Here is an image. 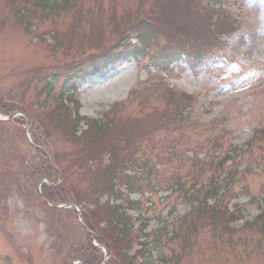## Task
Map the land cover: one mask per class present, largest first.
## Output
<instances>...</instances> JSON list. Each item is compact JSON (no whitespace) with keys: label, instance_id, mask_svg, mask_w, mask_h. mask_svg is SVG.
<instances>
[{"label":"rangeland","instance_id":"374dc122","mask_svg":"<svg viewBox=\"0 0 264 264\" xmlns=\"http://www.w3.org/2000/svg\"><path fill=\"white\" fill-rule=\"evenodd\" d=\"M247 1L244 0L240 8L246 7ZM153 2L154 0H82L69 11L75 10L81 17L89 12L88 17L85 16L89 27L92 22H95L91 21L92 16L100 13L108 25L101 41L107 43L110 41L109 38L114 36V32L124 31L126 29L124 26L130 25L133 22L132 19ZM114 14L116 19L113 20L111 16ZM236 14H238L237 11ZM242 15V13L239 14V18ZM61 17L62 26L67 30L74 14L73 12L61 13ZM110 21L114 24L116 31L112 29ZM88 26L84 25V28L87 30ZM258 26L260 40L264 37V10L258 18ZM239 27L244 28L242 32L246 31L242 20ZM45 30L44 23L31 22L30 33H25L22 28L12 24H4L0 32V96L5 107H13L22 99L26 105L31 102L32 90L27 88L24 91L16 85L22 81H32V77H29L32 72L37 73L34 79L41 80L45 74L54 72L56 60L57 68L61 69L69 64L71 59L78 61L90 53H96L100 45L98 43L96 48L87 50L83 56L72 51L63 61L60 60L62 56L57 54L54 61L46 54L45 48L38 45L40 41L37 38L45 34ZM42 37L46 44L54 43L51 36L43 35ZM245 37L244 33L243 35L236 33L221 39L228 45L226 53H223L224 57L212 67L204 64V69L202 68L198 74L195 73L198 76L190 72L185 65L172 72L170 78H168L169 75H165L170 87L174 90H182L194 97H197L201 91L209 94V105L201 112L203 122L209 121L210 127L205 131L176 130L172 133L166 130L167 133H162L156 139L157 142L164 139L165 143L166 139L168 141L176 139L175 141L181 145L179 147L187 149L189 156L195 152L202 157L207 155L212 142L220 141L221 137L229 135V146L220 147V155L222 157L227 153L230 155L232 148L241 149V152L237 153L231 168L225 169L219 176L223 179L228 172V175L233 170L237 172L233 180L236 182L230 187L228 196L224 198V205L229 213H239L240 217L231 224L233 229L231 233L218 228L217 224L221 216L213 217L216 220L215 226L204 228L203 232L199 229L201 221H198L196 227L199 234L196 238L191 237L185 240L192 247L183 251L184 240L181 241L178 237L172 241L169 238L172 231H178L179 226L176 221L188 213L189 206L176 194L168 196L169 191L162 192L156 197L152 196L149 198L151 201L148 205L152 210L148 216L154 215L156 219L150 220L145 230L150 233L148 237L151 242L149 264H161L162 261H170V264H264V238L257 230L258 227H245L242 230L246 222L254 220L259 214L264 193V143L261 141L254 145L253 149H246V143L257 136L255 131L264 127V73L248 72L239 76L231 86L218 92L214 90L218 83L234 78V74L241 72L239 66L227 61V57L236 53L238 45L241 44L239 41ZM164 43L166 44L159 39V42L155 44L161 47ZM146 78L147 72H140L135 63H129L117 69L116 73L106 80L94 79L92 83L81 85L78 95L82 103L80 114L88 119L104 120L109 109L116 103L124 102L130 90L142 85ZM214 94L216 96L212 97ZM7 103L11 104L7 105ZM0 107H2L1 104ZM16 113L19 112L9 115H2L0 112V117L9 118ZM123 113L136 115L138 113L136 100ZM23 122L20 123L14 116L10 122L0 124V264H83L77 259V250L86 241L84 233L89 238L93 235L87 234V228L85 230L80 228L77 216L69 208L72 203L56 205L53 211L45 212L37 201H33L35 191L32 188V182L34 180L30 175L34 174L32 167L39 168L38 164L41 162L40 157L35 153L39 152L47 158V148L39 140V134L34 136L37 137L38 143L31 142V145L39 151L25 143L23 138L25 128L31 139L32 131L26 120ZM182 126L185 127V123H182ZM82 129L85 128L82 127ZM57 139H59L58 136ZM52 142L55 144L54 139ZM57 143V149L62 155H65L68 150L72 151L71 142L67 143L63 139ZM258 145L260 149L257 148ZM152 146V143L144 145L145 152H148L147 156H150ZM218 154L217 152L216 156ZM189 165L181 164L178 168L182 174H187V171L191 170ZM176 169L175 164L166 167V178L169 179L164 184L165 188L166 184L172 185ZM193 172L197 175L201 174L198 179L200 182L214 173L216 176L218 174L206 167V164H198ZM81 179L74 172V175L66 182L67 188L72 183L79 184ZM189 181L186 179V182ZM46 183L49 184L43 179L37 185L35 184V187L41 188ZM138 198L133 197L135 200ZM58 206L66 207V209ZM135 215L138 216L136 212L133 216ZM206 217L211 216L206 215ZM156 233L159 241L157 246H154ZM92 246L101 251L103 262L101 264L111 263L112 259L109 256L103 257L104 246L100 245L98 248L99 245L95 239ZM130 255L131 253L128 256Z\"/></svg>","mask_w":264,"mask_h":264},{"label":"trees","instance_id":"16d2710c","mask_svg":"<svg viewBox=\"0 0 264 264\" xmlns=\"http://www.w3.org/2000/svg\"><path fill=\"white\" fill-rule=\"evenodd\" d=\"M201 1L154 0L152 4L144 7L142 12L132 19L133 22L130 25L124 26L126 27L124 31L114 32V36L111 39L109 38L110 41L107 44L101 41L108 25L100 13L92 16L91 21L95 22H92L91 27H89L86 18L89 12L81 17L75 10L69 11L76 4H80L82 0H0V32L3 30L4 24H12L17 28H22L25 33H29L31 22L44 23L46 30L43 35L51 36L54 43L47 45L42 37L43 35H41L38 38L40 41L38 45H42L46 54L52 57L54 61L57 54L62 56L60 60L63 61L67 58V54L70 55L72 51L83 56L87 50L96 48L97 44H100H98L96 53H90L78 61L71 59L69 64L61 69L57 68L56 60L54 72L51 71L45 74V77L41 80L34 79V75L37 73L32 72L29 75V77H32V81H22L16 85L23 88L24 91L27 88L32 90L31 102L28 105L22 99L21 104L17 103L15 106L7 108L2 104V97L0 96V104L2 105L0 112L2 115H9L16 111L25 114L30 120L33 143H38L37 137L34 136L39 134V140L49 150L48 152L53 151V155L48 154L51 165L41 153H35L40 157L41 162L38 164L39 168L32 167L34 174L30 175L34 180L32 182V188L35 191L33 201H37L45 212L53 211V207L56 205H68L70 203L80 207L84 212L82 221L87 230L92 233L93 238H89L83 232L86 241L77 250V259L83 264L102 263L101 251L92 246L94 239L99 246H104L107 250L108 256L112 259L110 264H133V259L127 256L130 233L129 229L125 227L126 219L120 207L113 203L117 199L113 184L115 169L118 164L125 162L128 157L126 154L135 146V139L141 138L143 131L148 129L146 126L151 127L146 135L150 136L156 131L155 127L150 125L148 120L150 114H147L146 111L149 109L159 113V108H163L165 111L167 109L171 110L174 100H172L171 92L163 90L159 85H154L153 91L158 92L161 89V95L159 98H154L156 103L151 102L149 96L141 95L142 101L139 108L143 117L135 118L131 114H116L119 107L128 108L132 104L128 100L126 105L125 103L118 104L107 114L106 123L87 121V129L76 136L77 127L83 120L76 118L74 121H68V109L64 105L65 99H63L64 97H62L60 91L64 90L63 88H66V86H70L68 92L72 91L75 81L92 76L103 70L108 64L118 61L121 55L117 54V45L126 41L128 29L134 32L138 38L141 46L139 54L143 56H146L147 51L149 54V50L153 46L154 48L158 47L155 43L159 42V39L166 42V44L161 45L162 48L172 47L175 54H178L174 59H179L181 53L187 55L184 48L187 45L186 42L191 39L195 41L191 52L198 54L205 46V41L212 40L213 35L221 34L223 31L227 32L228 28H232V24L225 19L224 11L221 8V0H205L208 3L206 9H204L206 10L205 15L199 16L198 8ZM71 12H73L74 17L71 18L69 27L66 30L62 26L61 13L70 14ZM148 14L152 19L148 17ZM214 14L217 17V23H213ZM111 18L116 19L115 14ZM47 22L53 23L55 29L46 26ZM23 24L24 26H22ZM111 24L112 29L116 31L114 24ZM84 25L88 26L87 30ZM127 26L129 27L127 28ZM187 57L189 56L187 55ZM48 78H51V81L48 82ZM138 92V90H133L130 97H135L139 94ZM67 99H71V97L67 96ZM160 101L163 102L164 107L159 106ZM18 121L23 122L21 119ZM255 135H257L255 138L259 142L264 143V129L256 131ZM57 136L59 139L56 140ZM62 138L67 143H72V151L68 150L65 155L61 154L56 145L58 144L57 141H63ZM53 139L55 144L52 142ZM214 145L215 147L220 146L218 144ZM259 145L257 148L260 149ZM104 154L109 155V164L106 166H102ZM231 156H235V152H232L231 155L227 153L215 164H213V160L209 162L204 159L205 161L202 162L214 166V169H222L225 162L231 159ZM178 158V155L173 156L174 160ZM133 161L132 159L128 163ZM52 166L60 170L62 181L59 185ZM138 170L149 172V168L143 162L138 166ZM74 172L82 179L79 184L72 183L67 188L66 182L74 175ZM43 179L51 185L48 183V185L43 184L40 189H36L35 184L37 185ZM181 179L180 175L174 178L176 180L174 192L184 198L185 202L197 203V207L191 211L197 219L191 218L188 220L186 217L181 221L184 225V231L179 236L181 241L184 240L182 244V250L184 251L192 247H184L187 243L185 240H189L192 236L196 238L199 234L196 223L201 221V227H199L201 231L208 228V223L215 226L216 220L213 217L219 214L220 211L219 209L217 211L216 205L212 207L206 203L207 200L216 195L213 186L215 184L212 179H210V184L207 187L196 189L190 196L185 193L186 190L183 188L184 184L180 181ZM129 184L130 190H138L137 177L130 178ZM80 186H83V188H79ZM103 198L106 200L102 203ZM73 214L75 215L74 211ZM206 215L212 218H208ZM261 228L264 229V221ZM71 248L70 250H72Z\"/></svg>","mask_w":264,"mask_h":264},{"label":"clouds","instance_id":"9594fccd","mask_svg":"<svg viewBox=\"0 0 264 264\" xmlns=\"http://www.w3.org/2000/svg\"><path fill=\"white\" fill-rule=\"evenodd\" d=\"M227 61L236 63L241 68L239 74H234V79L248 72L264 73V37L255 44L245 42L239 51L227 57Z\"/></svg>","mask_w":264,"mask_h":264},{"label":"bare ground","instance_id":"6f19581e","mask_svg":"<svg viewBox=\"0 0 264 264\" xmlns=\"http://www.w3.org/2000/svg\"><path fill=\"white\" fill-rule=\"evenodd\" d=\"M55 174L57 175V173L55 172ZM57 178H58V176H57Z\"/></svg>","mask_w":264,"mask_h":264},{"label":"water","instance_id":"95a60500","mask_svg":"<svg viewBox=\"0 0 264 264\" xmlns=\"http://www.w3.org/2000/svg\"><path fill=\"white\" fill-rule=\"evenodd\" d=\"M82 226V225H81Z\"/></svg>","mask_w":264,"mask_h":264}]
</instances>
